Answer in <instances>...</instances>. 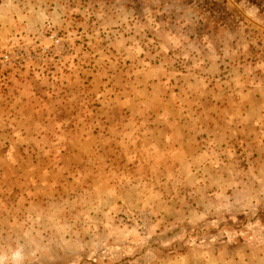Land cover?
Instances as JSON below:
<instances>
[{
  "label": "rangeland",
  "instance_id": "obj_1",
  "mask_svg": "<svg viewBox=\"0 0 264 264\" xmlns=\"http://www.w3.org/2000/svg\"><path fill=\"white\" fill-rule=\"evenodd\" d=\"M0 264H264V0H0Z\"/></svg>",
  "mask_w": 264,
  "mask_h": 264
}]
</instances>
